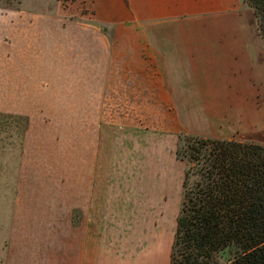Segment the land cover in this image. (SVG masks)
Here are the masks:
<instances>
[{
    "label": "rangeland",
    "instance_id": "1",
    "mask_svg": "<svg viewBox=\"0 0 264 264\" xmlns=\"http://www.w3.org/2000/svg\"><path fill=\"white\" fill-rule=\"evenodd\" d=\"M123 1L0 0V264H64L89 237L112 264H171L180 139L264 145V68L175 71L169 97L106 18Z\"/></svg>",
    "mask_w": 264,
    "mask_h": 264
},
{
    "label": "trees",
    "instance_id": "2",
    "mask_svg": "<svg viewBox=\"0 0 264 264\" xmlns=\"http://www.w3.org/2000/svg\"><path fill=\"white\" fill-rule=\"evenodd\" d=\"M253 8L264 42V0ZM187 161L171 264H264V145L182 138Z\"/></svg>",
    "mask_w": 264,
    "mask_h": 264
},
{
    "label": "crops",
    "instance_id": "3",
    "mask_svg": "<svg viewBox=\"0 0 264 264\" xmlns=\"http://www.w3.org/2000/svg\"><path fill=\"white\" fill-rule=\"evenodd\" d=\"M123 3L125 6L116 7L111 13L112 18L108 15L106 18L117 20L115 27L126 51L134 44V53L160 71L169 97H187L183 93L185 81L177 77H184L188 69L195 73L204 69L207 74L211 70L222 78V69L234 77L240 69L250 70L254 64L264 68V42L244 0H124ZM175 71L181 73L175 77ZM172 78H176L175 85ZM261 80L260 77V85ZM196 85V96L206 95L198 87V81ZM247 91L244 83L243 93ZM249 91L254 93L252 83ZM93 238L85 240L87 246L78 241V253L76 249L72 252L64 248V256L68 255L64 264H112L103 255L98 238Z\"/></svg>",
    "mask_w": 264,
    "mask_h": 264
}]
</instances>
